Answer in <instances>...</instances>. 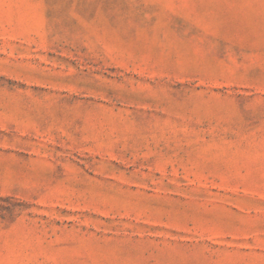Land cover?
<instances>
[{
  "label": "rangeland",
  "instance_id": "374dc122",
  "mask_svg": "<svg viewBox=\"0 0 264 264\" xmlns=\"http://www.w3.org/2000/svg\"><path fill=\"white\" fill-rule=\"evenodd\" d=\"M0 264H264V0H0Z\"/></svg>",
  "mask_w": 264,
  "mask_h": 264
}]
</instances>
